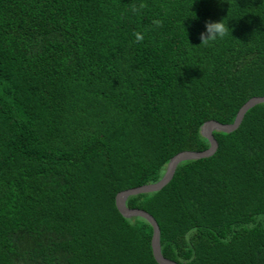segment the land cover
I'll list each match as a JSON object with an SVG mask.
<instances>
[{
    "label": "trees",
    "instance_id": "obj_1",
    "mask_svg": "<svg viewBox=\"0 0 264 264\" xmlns=\"http://www.w3.org/2000/svg\"><path fill=\"white\" fill-rule=\"evenodd\" d=\"M259 96L264 0H0V264H158L116 194ZM212 135L125 206L176 264H264V103Z\"/></svg>",
    "mask_w": 264,
    "mask_h": 264
},
{
    "label": "water",
    "instance_id": "obj_2",
    "mask_svg": "<svg viewBox=\"0 0 264 264\" xmlns=\"http://www.w3.org/2000/svg\"><path fill=\"white\" fill-rule=\"evenodd\" d=\"M258 103H264V96L252 97L248 99L239 108L234 120L231 123L222 124L214 120H209L204 122L200 128V133L203 137L207 139L209 143V147L207 149L200 152H195V151L179 152L169 159V161L165 166V170L162 177L157 182L122 190L116 194L115 206L121 215L125 217L139 216L145 219L151 226L152 228L151 250H152L153 258L158 264H176V263L172 260L164 258L160 252L159 229L155 219L149 213L141 209L126 207L124 203L125 199L130 195L159 190L163 185H165L170 180V178L173 175L174 169L179 162L184 160L199 159V158H205L211 156L215 152L217 147V142L212 135V131L215 130L223 133H229L235 130L240 124L244 113L249 108L253 107Z\"/></svg>",
    "mask_w": 264,
    "mask_h": 264
},
{
    "label": "clouds",
    "instance_id": "obj_3",
    "mask_svg": "<svg viewBox=\"0 0 264 264\" xmlns=\"http://www.w3.org/2000/svg\"><path fill=\"white\" fill-rule=\"evenodd\" d=\"M220 21L208 22L206 24V33H201L202 42L208 43L210 41H214L219 37H222L226 27ZM228 28V27H227ZM142 34L137 33V39H142Z\"/></svg>",
    "mask_w": 264,
    "mask_h": 264
}]
</instances>
